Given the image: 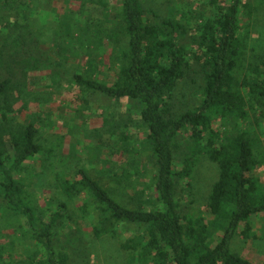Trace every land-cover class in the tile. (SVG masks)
Segmentation results:
<instances>
[{
  "label": "trees",
  "instance_id": "16d2710c",
  "mask_svg": "<svg viewBox=\"0 0 264 264\" xmlns=\"http://www.w3.org/2000/svg\"><path fill=\"white\" fill-rule=\"evenodd\" d=\"M41 2L46 1L0 0V203L27 216L38 245L49 250L37 261L38 249L33 262L67 264L68 256L56 253L53 242L54 226L64 216L58 209L39 225L41 217L26 202L27 185L18 176L43 152L44 143L36 116L22 122L16 107L27 103L34 74L47 73L61 86L60 65L49 50L38 48L45 40L35 16ZM209 4L214 15H205V4L196 12H181L174 0H120L117 25L101 32L102 40L118 46L116 59L83 62L70 69L72 80L66 77L80 102L88 104L87 93H101L139 109L153 159L151 197L138 179L142 173L126 168L114 179L128 202L87 167L60 181L69 200L82 196L95 237L119 238L127 226L136 227L137 235L121 242L135 264H257L233 251L232 240L236 234L255 237L256 221L264 217L255 132V123H264V57L245 63L249 23L244 21L253 14L248 0ZM102 70L113 80L95 78ZM128 137L121 132L119 139ZM184 142L188 149L182 154ZM202 154L220 170L206 204L208 218L184 211ZM3 258L0 242V262Z\"/></svg>",
  "mask_w": 264,
  "mask_h": 264
},
{
  "label": "rangeland",
  "instance_id": "374dc122",
  "mask_svg": "<svg viewBox=\"0 0 264 264\" xmlns=\"http://www.w3.org/2000/svg\"><path fill=\"white\" fill-rule=\"evenodd\" d=\"M45 1L47 4L45 2L42 6L41 2L35 15L43 25L42 33L45 34V40L39 43L38 48L49 50L52 61L60 65L62 73L56 75L61 80V86L51 77L44 76L47 73L34 74L27 103L20 102L16 107L17 119L22 122L34 120L36 116L42 127L44 143L43 152L32 157L27 169L18 174L27 185L25 200L41 217L39 225H42L41 221L51 220L52 213L58 209L64 216L54 226L56 235L53 242L56 253L61 251L68 256L67 264H135L131 253L122 248L121 242L137 235L136 227L127 226L119 238L111 235L95 237L93 218L81 207L82 196L71 201L60 185L67 175L75 174L80 167H87L93 176L111 182L119 200L128 202L125 192L121 195L118 193L122 187L115 181L117 178L114 175L126 168L142 173L138 179L148 197L155 192L152 184L153 159L145 144L146 132L139 124L138 107L126 100L120 103L101 93L91 92L85 95L89 99L88 104L80 102L72 93L75 84L69 83L66 78L72 80L71 68L78 69V64L83 62H100V58L112 62L116 59L118 46L113 45L114 42L107 37L102 40L101 32L115 26L120 0ZM174 1L181 12H196L205 4V15H214V11H210V0ZM248 1L253 5V14L244 21L245 24L249 23L245 63L260 62L264 57V0ZM94 75L97 79L113 80L104 70ZM255 129L260 142L257 148L260 165L256 168V174L264 182V123H255ZM121 132L129 136L123 142L119 139ZM186 145V142L181 145L182 154L188 149ZM124 147L129 152H121ZM178 166H181V162ZM219 173L216 162L204 154L198 156L188 201L184 204L187 214L193 217L205 215L208 218L206 204ZM64 202L68 203L67 207ZM11 207L10 203H0V242L4 246V258L0 264H38L31 260L33 255L38 249L41 250L34 257L38 261L46 257L49 250L38 245L27 216L17 214ZM253 231L256 236L250 238L236 234L232 249L257 264H264V217L256 221ZM216 239L217 234H214L212 244Z\"/></svg>",
  "mask_w": 264,
  "mask_h": 264
}]
</instances>
